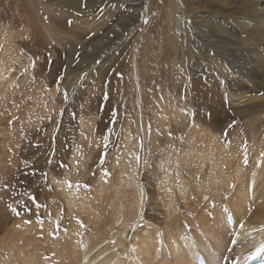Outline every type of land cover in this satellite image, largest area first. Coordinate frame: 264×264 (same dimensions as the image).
<instances>
[{"label": "rangeland", "instance_id": "rangeland-1", "mask_svg": "<svg viewBox=\"0 0 264 264\" xmlns=\"http://www.w3.org/2000/svg\"><path fill=\"white\" fill-rule=\"evenodd\" d=\"M210 1L206 2L210 7L205 3L206 8L217 6L221 9L227 3L233 5L227 8V12H224H230L229 15H224L217 10L211 14L218 19L219 25L235 35L243 34L247 37L249 33L246 34V32H253L252 26L256 25L254 21L256 14L252 6L257 4L258 0ZM189 6L186 0H149L133 8L131 12L135 15L136 23L131 27L132 34L127 36L126 32L125 39L119 42L120 48L127 50L128 55L126 53L123 56L127 57L122 58L121 56V60H118L121 66H117L118 69L114 71L112 81L111 74L107 77L103 73L97 74L101 64L96 62L99 57L92 58L93 49L78 44L73 36L57 26L56 20L68 28L73 24V18H70L71 12L66 7L46 0H0V29L4 31L6 29L7 33L12 35V40L8 44L13 43L12 50L5 46L0 49V73L4 71L1 57H5L4 54L8 50H15V57L12 61L14 79L7 96L1 91L7 86L4 84L5 78L0 77V116H7L4 121L0 119L2 123L0 139L4 137L3 132L5 131L9 137L6 141L7 168L4 173L0 174L1 226L2 222L6 221V217H10L11 220L20 217L21 219L28 218L29 222L30 218L46 222L52 217L53 210H50L49 215L43 216L47 220H42L41 215H45L44 209L46 212L50 209L49 206L64 202L61 195H57L58 199L53 195L55 184L52 181V175L59 166L71 174V153L74 151L78 153L81 164H85L86 159L93 164L94 171H88L80 179L75 178L80 173H74L72 177L74 180L71 183L73 187L80 188V193L82 196L84 194L85 200L90 205L94 194V184L99 180L109 183L112 187L113 182L110 180L116 175L121 180L125 176H131L133 185L129 188L137 191L140 186H143L145 175L153 178L155 169L163 158L169 159L175 156L176 159L172 160L176 163L178 170L179 167L182 168L180 169L181 178L189 177L188 168L181 165L182 162L177 152L181 150L184 143L186 144L188 134L193 127L197 131L191 133V136L200 140L199 143L196 142L198 149L208 154L206 157L199 154L196 164H199L198 168L204 166L202 168L206 169L210 162L209 157H213L210 148L213 146L212 144L206 146L208 141L203 140V136L207 135L209 125L201 119L198 120L197 114L209 124L215 125L214 136H217L220 142L222 147L220 152L223 155L232 153L234 159L239 158L238 160H241L245 166H249L250 163L253 167L259 166L260 160L255 165H252V162L257 155L264 156V109L255 113L248 111L243 115H236L232 109H229L227 112L230 115L223 118L221 115L217 118L212 108L206 105L204 106L209 109L206 114H200L196 110L198 104L206 103L203 102L204 98L199 100V97L193 93L195 78H201L203 89L211 85L213 81L202 73L203 70L208 72V75L214 73L218 79L220 74L216 65L208 60L207 55L198 53V49L195 51L194 44L197 45V43L191 36L192 34L189 36V41L186 39V34L192 32L191 17L196 16L195 18L198 17L200 20L201 14H204L201 13L202 10H196L194 13L191 12L193 15H190V10L193 8ZM136 8H139V11ZM139 14L143 15L141 19L138 17ZM174 36L184 37L183 49L177 54L178 56L171 46L179 42L174 41ZM217 44L221 45L217 46ZM262 44L258 47V53L264 56V43ZM212 45L221 54L230 56L235 53L231 50L233 45L228 43L215 41ZM237 59L234 56H230V59L225 57V60L220 63L223 64L224 69L229 71L227 73L229 80L222 84V86L227 84L228 90H232V86L241 85L237 81L241 73L238 72L236 64L231 62ZM113 63L107 62L105 65ZM73 68L75 69L71 70ZM107 84L113 86L108 87ZM245 92L256 93L255 89H247ZM202 96H207V94L203 92ZM201 109L206 110L203 107ZM222 110L226 112L224 108ZM29 120L32 124H28ZM64 123L66 130L69 128L71 133L63 140L69 139V142L63 143L59 142V133L66 134L64 130H60ZM136 139L139 141L138 145H131L130 142ZM1 142L2 140H0V151L3 152ZM14 143L17 144L14 145ZM29 151L34 156L28 157ZM99 152L101 156L92 159V156ZM126 155L130 160L127 162L130 163L128 168H124L123 174L118 172V166L127 160ZM137 156L140 158L139 163L136 160ZM172 169L174 171L175 167ZM179 180L180 178H174L170 181H176L177 186ZM191 192L193 195L188 200L194 202L196 194L194 191ZM228 194L229 192L226 191L224 195L228 198ZM34 197L43 203V208L34 205L32 202ZM210 201L212 202L209 206L212 208L215 206L212 205L214 201L216 204L219 203L216 198L210 197ZM257 204V202L253 203L252 209H250L251 205L248 206V211H251L247 213V216L256 209ZM61 208L64 213L67 211L64 203ZM37 213L41 217H38ZM156 215L161 218V214ZM58 218L62 223L66 215H60ZM73 218L77 219L75 216ZM56 222L59 223L58 220ZM76 222H79L78 224L83 229L87 228L83 224L84 220ZM67 227H62L61 230L67 233ZM190 227L185 228L189 230ZM3 234L4 231L0 232V239ZM55 237L54 234L52 238ZM210 242L208 244H211ZM227 249L229 251L222 257L230 258L226 260V263L234 260L233 257L239 256L230 248ZM9 252L8 249L2 252L4 258ZM228 255L231 257H227ZM51 257L59 259L54 255ZM221 264L224 262L222 261Z\"/></svg>", "mask_w": 264, "mask_h": 264}, {"label": "bare ground", "instance_id": "bare-ground-1", "mask_svg": "<svg viewBox=\"0 0 264 264\" xmlns=\"http://www.w3.org/2000/svg\"><path fill=\"white\" fill-rule=\"evenodd\" d=\"M46 1H53L56 5H62L71 12L72 26L68 28L56 20L57 26L73 36L78 44L92 48V58L99 57L96 62L101 64L97 74L103 73L105 77L111 74L113 81L114 71L118 69L117 66H121V62L119 63L118 60H121L120 57L124 54L127 53L128 55L127 50H124L123 47L120 48L119 42L125 39L126 32L127 36L132 34L131 27L136 21L131 10L136 6L147 3L149 0ZM209 1L186 0L188 6L190 5L193 8L189 6L192 9L190 15H193L191 12L194 13L196 10H202L201 13H204L201 14L200 20L198 17L195 18L196 16L191 17L192 32L186 34V39L189 41V36L192 34L191 36L197 43V45L194 44L195 51L198 49V53L207 55L208 60L216 65L215 67L220 74L218 79L214 76V73L208 75V72L203 70L202 73L213 80L211 85H207L203 89L201 88V78H195L193 93L199 97V100L204 98L203 102L206 103L198 104L206 110L198 106L197 112L206 114L209 110L206 106H209L212 108L213 114L218 116L217 118L220 115L223 118L230 115L227 112L229 109H232L236 115H243L248 111H251V113L254 111L255 113L264 109V56L258 53V47L264 43V0H258L257 4L252 6L256 14V20H254L256 25L252 26L254 28L253 32H246V34L249 33L247 37L243 34L235 35L231 33L217 23L218 19L214 17L215 15H211L216 10L221 13L227 12V8L233 6L232 3L225 5L222 3L223 7L221 9L213 5L211 8H206L205 3ZM255 5H259V7L256 6V8ZM55 8L58 10L57 7ZM138 9L137 11H139ZM225 14L229 15L230 12ZM142 16V14H139V19ZM197 20L200 21L199 24H197ZM202 22L204 23L202 24ZM11 36L6 29L5 31L0 29V49L4 46L13 49L11 47L13 43L9 45L12 40ZM173 39L179 41L176 44L174 43L175 45H171L176 56H178L177 54L183 49L184 37L174 36ZM126 41L129 42V40ZM215 41L233 45L230 49L235 53L228 54L236 57V59L239 58L236 61L231 60V62L236 64L238 72L241 73V76L237 77V81L241 85L232 86V90H228L227 84L222 86L229 80L227 74L229 71L223 68V64H220L222 60H225V57L230 59V56L221 54L217 51L218 49L215 50L212 45ZM220 45L217 44V46ZM11 50L4 54L5 57H1L4 71L0 73V77L5 78L4 84L7 85L1 91L6 96L14 79L12 61L15 57V50ZM222 50L224 51V49ZM125 57L127 56L122 58ZM107 62L114 63L105 65ZM107 86L111 87L113 85L109 86L107 84ZM247 89H255L256 93L245 92ZM203 92L207 96H202ZM225 105L228 106L227 109ZM197 117L198 120L201 119L209 125L207 126L209 127L207 128V135L203 136V140L208 141L206 146L210 144L213 146L210 147L212 150L211 156L213 157H209L210 162L206 169L202 168L204 166L198 168L199 164H196L199 160L197 157L199 154L205 157L208 154L206 151V153L200 152V149H198L197 143L200 140L191 136V133L197 131L193 127L188 134L186 144L184 143L185 146H183L184 144L181 146L182 151L177 152L182 162L181 165L188 168L189 177L181 178L180 169L182 168L177 169L176 163L173 161L175 156L169 158L171 160L163 158L161 160L163 163L159 162L160 164L155 169L153 178L145 175L143 186H140L137 191H132L129 188L133 185L131 176H125L121 180L116 175L114 179L110 180V182H113V188L109 183L99 180L94 184V194L90 205L85 200L84 194L83 197L80 193L79 187H69L68 184V182L72 183L74 180H72L74 173H80V175L75 176L76 179H80L88 171H94L93 164L89 163L88 159H86L85 164L83 163L84 165L81 164L78 153L74 151L71 153V174L66 169L62 170L59 165V167L56 166L57 170L54 174H50L55 184L53 195L56 199L59 195L63 197V203L67 206V211L64 213V210H62L63 203L49 206L50 209L46 212L53 210L52 215L50 213L52 217L46 219V222H40L35 218H30L29 222L28 218L21 219L20 217L11 220L10 217H6V221L2 222V226L0 225L2 227L0 232L4 231L0 239V264H196L194 257L198 253H205L208 264H221L224 260L222 257L229 251L227 248L239 254V256L233 257L234 260L227 261V264H239L254 252L264 255V156H256V159L252 162V165H255L260 160L259 166L256 168L251 166V163L249 166H245L241 160H238L239 158L234 159L232 153L223 155L220 152L222 150L220 142L217 140V136H214L215 125L209 124L198 114ZM6 118L7 116H0L2 121ZM28 124H32V122L29 120ZM65 127L66 124L64 123L60 130H64L63 132L66 134L62 133L61 135L59 133V142H69V139L63 141L71 133L69 128L66 130ZM3 135L4 137L2 136V139H0L2 140L1 148L3 151H0V174L4 173L8 163L6 162L8 156L6 141L9 137H7L6 131L3 132ZM138 143V139L130 142L131 145L135 146ZM16 144L14 143V145ZM27 156L34 155L29 151ZM100 156L101 152L94 154L92 159ZM126 158L127 160L118 166V172L123 174L124 168H128L130 163L127 162L129 160L127 155ZM38 159L42 160L41 158ZM167 165L168 167H166ZM173 167H175L174 171ZM196 167L201 170L199 171ZM161 172L163 173L162 177ZM191 176H193V179H191ZM174 178H180L177 186L176 181H170ZM261 190L263 192H259ZM191 191L196 194L194 202L188 200L193 195ZM226 191L229 192L228 198L224 195ZM210 197L216 198L219 202L216 204L214 201L212 203V205H215L213 208L209 206L212 202ZM255 202L258 203L256 209L253 208L255 210L247 216ZM250 205L251 208L248 211ZM43 212H45V209ZM157 213L161 214V218L156 215ZM228 214H233L234 223L229 222ZM60 215H66L62 227H67V224H69L68 231L66 233L61 230V236L52 238V234L55 232L54 228H56V220L59 222L58 217ZM74 216L77 219H74ZM74 220L82 222L84 220L86 224H83L87 228L83 229L78 224L79 222L77 223ZM9 224L11 225L9 226ZM188 226H191L188 228L189 230L185 228ZM208 242L211 244H208ZM7 249L10 252L4 258L2 252ZM51 255L57 256L59 259L57 260ZM227 257L231 256L228 255ZM114 260L115 262H113Z\"/></svg>", "mask_w": 264, "mask_h": 264}, {"label": "snow or ice", "instance_id": "snow-or-ice-1", "mask_svg": "<svg viewBox=\"0 0 264 264\" xmlns=\"http://www.w3.org/2000/svg\"><path fill=\"white\" fill-rule=\"evenodd\" d=\"M136 160H137V163H139V160H140L139 156L136 157ZM68 184H69V187L72 186L70 182H68ZM33 199H34V198H33ZM14 211H15V210H14ZM241 227H243V225H241Z\"/></svg>", "mask_w": 264, "mask_h": 264}]
</instances>
